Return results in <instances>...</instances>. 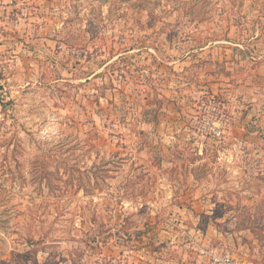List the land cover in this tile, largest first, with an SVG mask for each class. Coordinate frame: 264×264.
I'll list each match as a JSON object with an SVG mask.
<instances>
[{
    "label": "rangeland",
    "instance_id": "rangeland-1",
    "mask_svg": "<svg viewBox=\"0 0 264 264\" xmlns=\"http://www.w3.org/2000/svg\"><path fill=\"white\" fill-rule=\"evenodd\" d=\"M263 72L264 0H0V264H264Z\"/></svg>",
    "mask_w": 264,
    "mask_h": 264
},
{
    "label": "crops",
    "instance_id": "crops-1",
    "mask_svg": "<svg viewBox=\"0 0 264 264\" xmlns=\"http://www.w3.org/2000/svg\"><path fill=\"white\" fill-rule=\"evenodd\" d=\"M264 73V72H263ZM253 102H255V104L253 105L254 107H259L260 105L257 103L258 100L257 99H254Z\"/></svg>",
    "mask_w": 264,
    "mask_h": 264
},
{
    "label": "built area",
    "instance_id": "built-area-1",
    "mask_svg": "<svg viewBox=\"0 0 264 264\" xmlns=\"http://www.w3.org/2000/svg\"><path fill=\"white\" fill-rule=\"evenodd\" d=\"M226 261H227V263L232 264L231 261H230L229 259H227Z\"/></svg>",
    "mask_w": 264,
    "mask_h": 264
}]
</instances>
